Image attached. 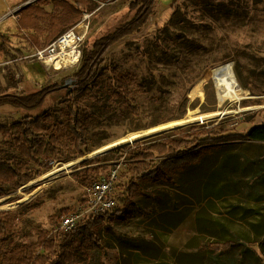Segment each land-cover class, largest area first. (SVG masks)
<instances>
[{"label":"rangeland","instance_id":"rangeland-1","mask_svg":"<svg viewBox=\"0 0 264 264\" xmlns=\"http://www.w3.org/2000/svg\"><path fill=\"white\" fill-rule=\"evenodd\" d=\"M35 1L0 0V47H3L0 51V95L8 92L24 94L66 79L73 82L80 67L79 64L62 70L53 69L36 57V49L45 46V34L39 36L33 30L21 28L18 23L21 8ZM132 1L89 0V4L82 7L85 12L80 20L84 13H91L82 55L92 49L96 40L133 17L134 11L129 7ZM46 8L53 11L52 5ZM155 8L156 13L149 17L141 32L125 37L106 51L99 67L103 73L96 78L97 90L84 98L83 115L90 152L71 160L75 163L67 171L57 175L55 181L26 204L14 209H0L16 216L9 240L13 244L36 242L39 230L43 229L57 234L54 228L62 216L72 211H85L86 177L90 181L96 180L120 165L115 186L125 181L122 173L127 171L126 161L129 160L121 155L120 148L142 147L175 130L192 126L245 133L252 125L263 121L264 0H158ZM227 63L232 64L239 83L247 87L253 97L241 101L228 99L220 107L217 87L209 73L212 68ZM111 68L129 75L125 88L130 91L139 112L112 94L108 87ZM203 79H206L205 95L200 111L227 109L230 113L140 139L98 154L101 156L99 162L84 163V157L90 160L98 156L90 155L93 150L129 132L183 117L187 113L184 99ZM70 86H74V82ZM68 104L66 90H63L36 110L0 106V124L11 127L25 113L44 112L63 121ZM16 135L13 127L10 134L0 133V155L6 158L20 155L14 140ZM227 153L233 165L231 173H239L237 167L243 166L251 168L247 174H251L250 170L264 173V141H233L229 143ZM64 163L43 154L38 164L32 163L42 174L32 179ZM96 167L99 171L94 170ZM172 184L163 179L140 183L137 195L123 207L120 218L104 228L106 250H90L86 263L209 264L206 243L233 239L245 248V252L224 254L220 257L221 264H264V229L260 226L264 195H248L245 189L229 190L220 197L190 203ZM19 186L21 184L8 188L0 195L8 194L11 195L8 200H17ZM260 189L264 191V185ZM185 207L183 213L188 216L184 220L182 215H172ZM162 212L171 215L161 220L160 225L149 223ZM85 214L89 216L91 212ZM254 240L263 243L259 247L253 244Z\"/></svg>","mask_w":264,"mask_h":264},{"label":"trees","instance_id":"trees-1","mask_svg":"<svg viewBox=\"0 0 264 264\" xmlns=\"http://www.w3.org/2000/svg\"><path fill=\"white\" fill-rule=\"evenodd\" d=\"M157 2L134 0L130 3L133 17L96 40L92 49L83 53L80 67L74 75V86L64 87L66 79L24 94L8 92L0 95V106L10 105L25 111L39 109L47 99L63 90H66L69 99L63 121H57L53 114L44 112L37 115L25 113L12 123L11 127L17 133L14 140L20 155L12 158L0 155V193L41 175L32 163L38 164L43 154L68 162L90 152L83 115L84 98L97 90L96 78L103 73L99 67L106 51L125 37L141 32L149 17L156 13ZM88 4L89 0H36L21 8L18 23L21 28L33 30L39 36L45 34L44 45H47L79 21L85 12L82 7ZM49 5L53 6V11L47 10L46 6ZM37 42L40 44V41ZM2 49L0 47V51ZM109 73L108 87L112 94L124 99L133 111L139 112L130 91L125 88L129 75L119 73L117 68L109 69ZM11 127L0 124V133L10 134ZM237 140L264 141V117L261 123L252 125L245 133L192 126L175 130L142 147L120 148L118 151L129 161H126L127 171L122 173L125 181L117 183L118 188L115 186L116 205L85 216L69 231L51 234L50 230H39L36 242L21 244L9 241L16 221L15 214L0 211V264H88L85 259L90 250H106L104 228L120 218L123 207L131 203L142 182L168 180L186 195L190 203H202L225 195L224 191L229 190L237 192L245 189L248 195H264L260 189L264 185V173L250 170L251 174H247L246 171L251 169L248 166L237 167V174L230 172L233 165L229 162L227 149L230 142ZM100 160L101 156L98 155L90 160L85 159L84 163ZM94 170L99 171V167ZM90 182L87 177L84 179L85 185ZM185 209L172 212V215H182L184 220L188 216V213H183ZM169 213L162 212L149 223L160 225L161 220L171 215ZM260 226L264 229V214ZM262 243L253 241L259 247ZM206 251L209 264H221L220 257L224 254L235 251L244 253L245 248H241L239 242L233 239H225L208 241Z\"/></svg>","mask_w":264,"mask_h":264},{"label":"bare ground","instance_id":"bare-ground-1","mask_svg":"<svg viewBox=\"0 0 264 264\" xmlns=\"http://www.w3.org/2000/svg\"><path fill=\"white\" fill-rule=\"evenodd\" d=\"M73 61L74 60L70 58L59 56L52 57L47 62L54 65L58 70H62L64 67L71 65ZM209 75L215 81L220 107H222L228 99L231 101H241L243 99L253 97L251 91L239 83L231 63L212 68ZM205 84L206 79H203L199 84L190 89L188 95L184 99V105L187 108V113L183 117L161 124L152 125L141 131L129 132L128 134L93 150L90 155L104 153L111 149L134 143L146 137L157 136L167 131L187 126L191 123L206 122L214 118L223 117L230 113L227 109H219L206 113L200 111L205 95ZM74 163L75 161L65 162L63 165L51 168L41 177L24 182L16 189V194L18 196L17 200H8L11 197V195L8 194L0 195V209H14L26 204L44 188L50 185L51 182L55 181L57 175L61 174L63 171H67Z\"/></svg>","mask_w":264,"mask_h":264},{"label":"built area","instance_id":"built-area-1","mask_svg":"<svg viewBox=\"0 0 264 264\" xmlns=\"http://www.w3.org/2000/svg\"><path fill=\"white\" fill-rule=\"evenodd\" d=\"M90 17L91 13H84L82 20L67 28L49 44L37 48L35 52L36 57L53 69L57 68L47 62L52 57L63 56L74 60L71 65L64 67V69L79 65L82 58L83 46L90 28ZM120 167V165L115 166L107 176H100L85 185L87 209L85 211H72L62 216L57 226H55L54 232H66L73 229L86 216L85 213L87 212H91L92 214L116 205L114 197L116 193L115 183L119 178Z\"/></svg>","mask_w":264,"mask_h":264},{"label":"water","instance_id":"water-1","mask_svg":"<svg viewBox=\"0 0 264 264\" xmlns=\"http://www.w3.org/2000/svg\"><path fill=\"white\" fill-rule=\"evenodd\" d=\"M30 3V2H29ZM73 82L75 83V80H73ZM73 82H67V83H65L63 86L64 87H68V86H70V84L71 83H73ZM71 87V86H70ZM95 155H98V154H93V156H95ZM89 157V156H88ZM85 159H87L86 157H84L82 160H85Z\"/></svg>","mask_w":264,"mask_h":264}]
</instances>
